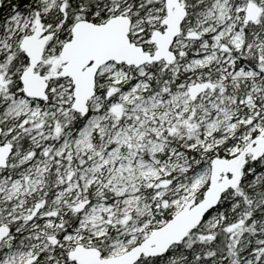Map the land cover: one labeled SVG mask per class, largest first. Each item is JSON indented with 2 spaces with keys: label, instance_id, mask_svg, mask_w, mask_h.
Segmentation results:
<instances>
[{
  "label": "snow or ice",
  "instance_id": "1",
  "mask_svg": "<svg viewBox=\"0 0 264 264\" xmlns=\"http://www.w3.org/2000/svg\"><path fill=\"white\" fill-rule=\"evenodd\" d=\"M0 264H264V0H0Z\"/></svg>",
  "mask_w": 264,
  "mask_h": 264
}]
</instances>
